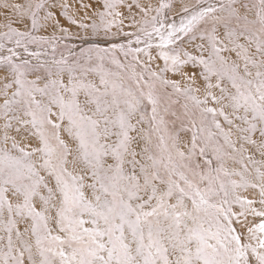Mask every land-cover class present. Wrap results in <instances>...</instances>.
Here are the masks:
<instances>
[{"label":"snow or ice","instance_id":"snow-or-ice-1","mask_svg":"<svg viewBox=\"0 0 264 264\" xmlns=\"http://www.w3.org/2000/svg\"><path fill=\"white\" fill-rule=\"evenodd\" d=\"M0 264H264V0H0Z\"/></svg>","mask_w":264,"mask_h":264}]
</instances>
